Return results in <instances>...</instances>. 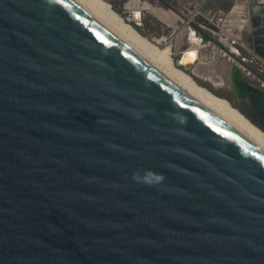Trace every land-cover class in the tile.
<instances>
[{
    "label": "water",
    "instance_id": "1",
    "mask_svg": "<svg viewBox=\"0 0 264 264\" xmlns=\"http://www.w3.org/2000/svg\"><path fill=\"white\" fill-rule=\"evenodd\" d=\"M223 24L264 58V3ZM0 264H264V155L74 0H0Z\"/></svg>",
    "mask_w": 264,
    "mask_h": 264
},
{
    "label": "rangeland",
    "instance_id": "2",
    "mask_svg": "<svg viewBox=\"0 0 264 264\" xmlns=\"http://www.w3.org/2000/svg\"><path fill=\"white\" fill-rule=\"evenodd\" d=\"M102 1L107 4L110 10L121 17L123 21L132 26L143 37L156 44L157 41L160 40V43L157 45L161 48L170 47L171 57L175 66L181 53L192 44L191 41L193 38H190V44L187 33L190 29H194L196 24L190 20L194 19L196 22L202 21V19L200 20V16H196L197 8L200 3H202V0H169L170 4L167 1L138 0L137 17L134 13L136 10L134 11L130 6L133 0ZM145 6L147 8H145ZM231 6L232 4L224 2L214 6L211 0H208L202 6V10L209 13L221 28L228 29L230 27L224 26L223 23L227 18ZM153 8L156 10L163 8L171 12L173 14V20H176V22L172 26L168 25L156 15ZM197 49L199 50L200 47ZM211 52L212 49L209 44L205 48H202L200 54L203 63H201V66H204L203 64L206 65L201 67L202 70L196 72L194 75L189 72L186 73H188L197 84L207 88L215 95L227 99L230 104L232 103L231 105L233 107L238 109L251 123L264 132L261 124L257 122L260 120V116L257 112L251 110L248 100L242 99L235 90L226 85L222 75L217 74L216 70H212L211 65L217 60V57H213ZM199 63L200 62L197 60L195 67Z\"/></svg>",
    "mask_w": 264,
    "mask_h": 264
},
{
    "label": "bare ground",
    "instance_id": "3",
    "mask_svg": "<svg viewBox=\"0 0 264 264\" xmlns=\"http://www.w3.org/2000/svg\"><path fill=\"white\" fill-rule=\"evenodd\" d=\"M74 1L97 21H99L103 26H105L116 37H118L129 48H131L142 59H144L171 82L187 92L198 102L229 124L264 155V132L251 123L238 109L233 107L227 99L217 96L207 88L197 84L194 79L188 73H186L185 70L183 71L182 69L176 67L177 65H174L173 59L171 57L170 47L161 48L159 45H157L160 43V40L157 41L156 44L143 37L132 26L127 24L121 19V17L110 10L107 7V4L102 0ZM130 6L134 11L136 10L134 13L137 17V6H139V1L133 0L130 3ZM145 8L147 7L145 6ZM155 8H153V10L155 11L156 15L168 25H172L173 14L164 10L163 8L158 10ZM190 30L197 36L193 29ZM191 42V46L195 47L187 48L185 50L189 52L186 55V60H196V63L198 60L200 63H203L200 56L201 48L199 50L197 49L199 48L197 46L199 45V41H197V44H195L194 39ZM222 77H224L223 79L225 80L226 85L230 86L231 84L229 83L228 79L226 80L223 74ZM234 87L236 89V85Z\"/></svg>",
    "mask_w": 264,
    "mask_h": 264
},
{
    "label": "built area",
    "instance_id": "4",
    "mask_svg": "<svg viewBox=\"0 0 264 264\" xmlns=\"http://www.w3.org/2000/svg\"><path fill=\"white\" fill-rule=\"evenodd\" d=\"M206 1L208 0H202L196 11V16H200L202 21L190 20L196 24L193 30L199 38L207 39L205 45L211 46L213 57L219 56L228 63L234 64L243 72L251 84L264 91V59L234 36L230 32V28H221L209 13L204 12L202 6ZM235 7L245 9L246 5H235ZM230 47L237 48L239 54H234Z\"/></svg>",
    "mask_w": 264,
    "mask_h": 264
},
{
    "label": "crops",
    "instance_id": "5",
    "mask_svg": "<svg viewBox=\"0 0 264 264\" xmlns=\"http://www.w3.org/2000/svg\"><path fill=\"white\" fill-rule=\"evenodd\" d=\"M155 1H163V2L167 1L170 4L169 0H155ZM211 2H212V5H214V6L217 5L218 3H222V2L229 3L232 5H246V6H248L250 4L258 3V2L264 3V0H211ZM175 22H176V20H173L172 25ZM187 34L189 37V39H188L189 42H190V38H193L195 41V44H197V41H199V44H202V46L200 48L201 49L205 48V46H206L205 44H207V39L199 38L191 30H189ZM190 44H191V42H190ZM230 49L234 54H237V55L239 54V51L237 48L230 47ZM253 51L255 52V50H253ZM201 65H202L201 63L197 64V66L194 69L195 73L198 71H201L202 70L201 67H204L206 64H203L204 66H201ZM211 66H212V70L217 71V74H219V75L223 74L225 76L226 80L227 79L233 80L234 84L236 85L237 90H239L240 92H243L242 87H244L245 95L249 99H251L252 101L254 100L259 106L264 103V91L260 90L259 88H257L253 84H251L249 82V80L245 77L243 72L241 70H239L237 67L228 63L226 60L220 58L219 56H217V60H215ZM213 66H215V67H213Z\"/></svg>",
    "mask_w": 264,
    "mask_h": 264
},
{
    "label": "clouds",
    "instance_id": "6",
    "mask_svg": "<svg viewBox=\"0 0 264 264\" xmlns=\"http://www.w3.org/2000/svg\"><path fill=\"white\" fill-rule=\"evenodd\" d=\"M132 179L137 184L152 187L162 184L165 180V176L163 173L155 172L152 169H145L143 173L140 171L133 172Z\"/></svg>",
    "mask_w": 264,
    "mask_h": 264
},
{
    "label": "flooded vegetation",
    "instance_id": "7",
    "mask_svg": "<svg viewBox=\"0 0 264 264\" xmlns=\"http://www.w3.org/2000/svg\"><path fill=\"white\" fill-rule=\"evenodd\" d=\"M180 58V57H179ZM179 60V59H178ZM195 74V72H194ZM192 74V75H194ZM229 83L231 84L230 87L231 89L235 90L236 93H238V95L242 98V99H247L250 105V108L252 111H255L259 114L260 116V120H258V124H261L262 128L264 129V103L262 105H258L254 100L252 101L251 99H249L244 92V87H242L243 92H240L239 90H237V88L235 89V84L233 82V80L228 79Z\"/></svg>",
    "mask_w": 264,
    "mask_h": 264
}]
</instances>
